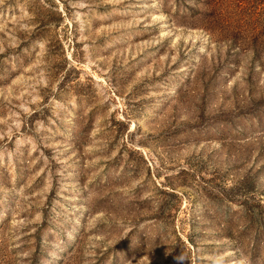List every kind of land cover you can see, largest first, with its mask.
<instances>
[{"label": "rangeland", "instance_id": "374dc122", "mask_svg": "<svg viewBox=\"0 0 264 264\" xmlns=\"http://www.w3.org/2000/svg\"><path fill=\"white\" fill-rule=\"evenodd\" d=\"M264 264V0H0V264Z\"/></svg>", "mask_w": 264, "mask_h": 264}, {"label": "clouds", "instance_id": "9594fccd", "mask_svg": "<svg viewBox=\"0 0 264 264\" xmlns=\"http://www.w3.org/2000/svg\"><path fill=\"white\" fill-rule=\"evenodd\" d=\"M177 264H184V261L187 260L186 257L183 256V254L175 257ZM226 258L223 256H217L213 259L212 264H225Z\"/></svg>", "mask_w": 264, "mask_h": 264}]
</instances>
